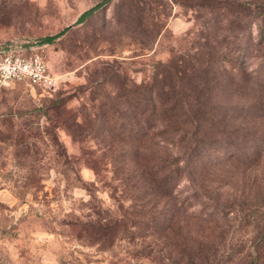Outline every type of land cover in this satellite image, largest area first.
Returning <instances> with one entry per match:
<instances>
[{
  "label": "rangeland",
  "instance_id": "rangeland-1",
  "mask_svg": "<svg viewBox=\"0 0 264 264\" xmlns=\"http://www.w3.org/2000/svg\"><path fill=\"white\" fill-rule=\"evenodd\" d=\"M98 1L0 0V43L40 45L55 78L52 90L22 80L0 84V264H264V136L256 151L241 142L236 157L227 160L223 147V157L207 149L198 171L176 185L179 211L165 233L172 242L191 247L189 255L167 259L160 230L141 241L95 234L90 223L103 222L104 212L120 196L105 182L108 174L99 180L84 164L82 146L92 143L73 140L69 130L74 128L64 124L74 114L80 118L78 110L88 105L94 89L108 88L95 84L96 71L108 62L117 66L118 82L147 81L155 61L193 51L205 31H235L204 24L207 9L190 6L188 0H141L139 15L126 0H109L77 21ZM261 9L249 18L250 52L230 51L224 67L233 76L229 86L234 95L228 99L233 122L247 111L241 131L264 134V115L251 120L247 101L253 95L254 111H264ZM142 23L160 26L152 42H141ZM59 31L50 41L41 40ZM241 41L244 48L246 41ZM59 92L64 102L48 118L45 106ZM229 130L240 134L234 127Z\"/></svg>",
  "mask_w": 264,
  "mask_h": 264
},
{
  "label": "trees",
  "instance_id": "trees-1",
  "mask_svg": "<svg viewBox=\"0 0 264 264\" xmlns=\"http://www.w3.org/2000/svg\"><path fill=\"white\" fill-rule=\"evenodd\" d=\"M108 1H98L83 10L77 21L102 9L103 3ZM126 1L128 9L139 15L141 0ZM188 1L190 6L207 9L209 17L204 19V24L235 31L220 35L205 31L200 34L201 40L196 41L193 51H179L166 60L155 61L147 81L118 82L117 66L103 63L106 66H101L95 73L99 77L95 84H104L108 88L98 86L94 89L88 105H82L78 110L80 118L74 114L71 122L64 124L67 129L74 128L69 130L73 140L81 144L92 143L91 147L82 146L84 164L99 180L108 174L105 182L108 180L110 187L120 196L115 205L104 212L103 222L90 223L95 234L102 231L109 240L120 235L141 241L145 235L152 233L154 237V233L160 230L157 235L171 261H176L172 259L174 256L189 255L188 251H191L184 242H172L168 232L165 233L179 211L176 200L178 182L189 179L198 171L202 159L206 160L208 156L207 149L221 153L223 157V150L219 149L223 147L228 153L224 156L227 160L236 157L241 142L256 151L258 141L264 136L259 132L241 131L247 111L242 110L237 122H233L228 102L234 95L229 86L233 76L226 75L224 67L231 60L230 51L243 55L250 52L249 18L263 13L264 1ZM143 24L138 26L144 35L141 42H152L160 26L148 28L146 23ZM262 28L263 23H260L259 34ZM59 33L61 31L45 35L41 40L50 41ZM242 39L246 41L244 48L241 47ZM59 94L45 106L48 118L55 117L64 102L61 92ZM247 97L251 120L264 115V111L257 114L252 107L253 95ZM230 127L239 130L240 134H231ZM63 161L66 162L67 158L64 157ZM147 251L149 253L151 248Z\"/></svg>",
  "mask_w": 264,
  "mask_h": 264
},
{
  "label": "built area",
  "instance_id": "built-area-1",
  "mask_svg": "<svg viewBox=\"0 0 264 264\" xmlns=\"http://www.w3.org/2000/svg\"><path fill=\"white\" fill-rule=\"evenodd\" d=\"M17 80L46 90L54 89L55 78L47 70L40 45L27 40L0 43V84Z\"/></svg>",
  "mask_w": 264,
  "mask_h": 264
}]
</instances>
